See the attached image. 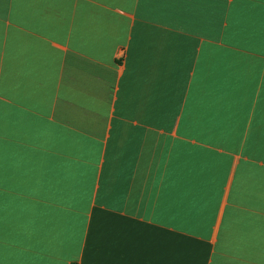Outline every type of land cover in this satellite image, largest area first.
<instances>
[{
	"label": "crops",
	"instance_id": "obj_1",
	"mask_svg": "<svg viewBox=\"0 0 264 264\" xmlns=\"http://www.w3.org/2000/svg\"><path fill=\"white\" fill-rule=\"evenodd\" d=\"M0 264H264V0H0Z\"/></svg>",
	"mask_w": 264,
	"mask_h": 264
}]
</instances>
